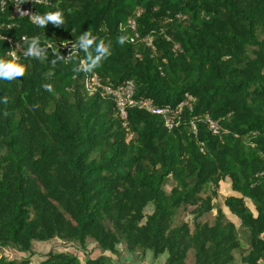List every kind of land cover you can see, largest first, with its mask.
Returning a JSON list of instances; mask_svg holds the SVG:
<instances>
[{
  "label": "trees",
  "instance_id": "16d2710c",
  "mask_svg": "<svg viewBox=\"0 0 264 264\" xmlns=\"http://www.w3.org/2000/svg\"><path fill=\"white\" fill-rule=\"evenodd\" d=\"M12 6L0 0V56L26 70L0 80V264H123L119 245L164 264H264V0H42L36 14L64 20L43 28ZM85 31L111 46L93 70ZM33 37L40 55L24 57ZM127 80L171 127L138 107L121 118L101 86ZM225 182L244 237L215 207Z\"/></svg>",
  "mask_w": 264,
  "mask_h": 264
},
{
  "label": "built area",
  "instance_id": "2783aa9c",
  "mask_svg": "<svg viewBox=\"0 0 264 264\" xmlns=\"http://www.w3.org/2000/svg\"><path fill=\"white\" fill-rule=\"evenodd\" d=\"M41 2L42 0H24L23 3L16 5L19 3V0H13L11 14L13 16L27 17L31 20V16L36 15L35 9L32 6L33 3H41ZM20 11H24L25 13L20 14ZM84 84L86 88L90 91H95L97 87L100 86L95 76L86 77L84 79ZM101 87L105 93L111 95L114 98L115 104L118 108V112L122 119L124 120L126 119L128 108L138 107V108H143L146 111L151 112L153 114L162 116L165 125L171 127L172 125V119L170 117L171 109L166 107L165 108L157 107L147 97H136L134 90L135 85L131 80L124 81L114 87H110V86H101ZM193 101L194 98L191 95L186 94L184 98L176 106L177 112L181 111L183 107L190 108V105ZM209 127L212 128L213 130H216L217 128L216 124L212 121H209Z\"/></svg>",
  "mask_w": 264,
  "mask_h": 264
},
{
  "label": "clouds",
  "instance_id": "9594fccd",
  "mask_svg": "<svg viewBox=\"0 0 264 264\" xmlns=\"http://www.w3.org/2000/svg\"><path fill=\"white\" fill-rule=\"evenodd\" d=\"M23 2L24 0H19V3L16 5H19L20 3ZM22 13L25 12L20 11V14ZM31 20L32 23L38 25L40 28H43V26L49 21L53 22L56 25H59L64 22L63 14L60 10L48 11L45 12L43 15L40 14L33 15L31 16ZM124 39L125 38L121 36L119 37L117 42L123 44ZM79 40H80L79 47L84 49L85 51L88 50L90 45H94V51L96 55L94 57H92L91 55L88 57V59L91 61V63L88 65V70H93L95 68H98L102 60L106 59L108 56L111 55L110 44L106 45L103 39L97 36H93L88 31L83 32L80 35ZM39 55H40V50L37 47V38L33 37L31 40V45H29L27 50L23 53V56L35 57ZM69 59H71V57H69ZM25 70H26L25 66L20 62V57L14 54L11 55L10 59L0 56V80L11 81L17 79L18 77L24 75ZM49 91H51V89H49Z\"/></svg>",
  "mask_w": 264,
  "mask_h": 264
},
{
  "label": "rangeland",
  "instance_id": "374dc122",
  "mask_svg": "<svg viewBox=\"0 0 264 264\" xmlns=\"http://www.w3.org/2000/svg\"><path fill=\"white\" fill-rule=\"evenodd\" d=\"M230 194H232V191H231L229 182L223 183L222 186L218 190L217 198L215 200V207L216 209H219L227 219L235 223L236 227L238 228V231L240 232V235L244 237L245 233H244V230L239 226L238 219L234 215H232L224 206V199L226 196ZM215 216H216V210H213L212 212L201 217V220L212 222ZM178 220L191 222V216L189 215L188 210L182 211L178 217ZM118 249L121 254L120 258L124 262L123 264H164V260H165L164 256H161L153 260L150 252H145V253H139L136 251L131 252V251H128L123 245H119ZM0 254L5 257L12 256L10 249L7 247L0 248ZM30 256H32L31 262L35 263L37 261V254L30 255ZM186 263L193 264V257L191 253H189Z\"/></svg>",
  "mask_w": 264,
  "mask_h": 264
}]
</instances>
